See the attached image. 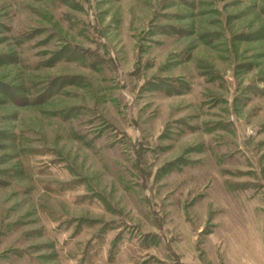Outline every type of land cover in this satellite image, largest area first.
Segmentation results:
<instances>
[{
  "label": "rangeland",
  "instance_id": "374dc122",
  "mask_svg": "<svg viewBox=\"0 0 264 264\" xmlns=\"http://www.w3.org/2000/svg\"><path fill=\"white\" fill-rule=\"evenodd\" d=\"M0 264H264V0H0Z\"/></svg>",
  "mask_w": 264,
  "mask_h": 264
}]
</instances>
